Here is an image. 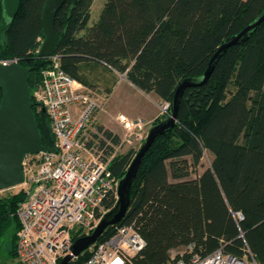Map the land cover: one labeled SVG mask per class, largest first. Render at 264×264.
Returning a JSON list of instances; mask_svg holds the SVG:
<instances>
[{"label":"trees","instance_id":"1","mask_svg":"<svg viewBox=\"0 0 264 264\" xmlns=\"http://www.w3.org/2000/svg\"><path fill=\"white\" fill-rule=\"evenodd\" d=\"M1 1L0 60L16 59L30 69L32 112L42 144L51 147L49 118L34 97L49 62L38 56L46 0H21L12 19ZM92 2L66 0L56 13L61 67L85 83L81 63H102L159 103H170L182 79L201 76L217 48L264 12V0H104L89 25ZM119 143L120 136L101 124L86 142L103 158L113 154L108 168L118 179L139 149L115 153ZM206 152L211 160L200 169ZM24 199L23 188L0 196V237L11 235L15 256L17 208ZM116 200L111 192L104 206L111 210ZM120 224H133L145 240L130 264H169L218 248L238 257L247 251L264 264V20L219 56L206 82L184 89L174 126L141 158L123 219L97 240ZM82 235L76 231L72 239ZM180 247L186 250L173 255ZM86 251L69 264L82 263Z\"/></svg>","mask_w":264,"mask_h":264},{"label":"built area","instance_id":"2","mask_svg":"<svg viewBox=\"0 0 264 264\" xmlns=\"http://www.w3.org/2000/svg\"><path fill=\"white\" fill-rule=\"evenodd\" d=\"M42 71V81L35 90V100L44 109L54 137V150L27 153L22 159L25 199L19 203L16 231V257L21 264H59L71 254L73 234H89L109 210L104 201L111 192L117 198L118 178L108 168L113 156H87L89 136L85 128L95 110L101 105L91 92L60 64V56L53 53ZM16 59H2L9 64ZM169 102L161 103L166 112ZM124 137L122 141H143L146 122L130 120L118 114ZM121 143L116 147L120 148ZM115 147V148H116ZM115 149V153H116ZM241 217L240 214H238ZM145 245V240L133 224H120L107 238L96 240L84 251L87 258L80 264H130L131 257ZM82 251L80 254H82ZM79 254V255H80ZM78 255V256H79ZM78 256H73L69 264ZM169 264H258L254 256L244 252L234 256L218 248L206 255L192 254Z\"/></svg>","mask_w":264,"mask_h":264},{"label":"water","instance_id":"3","mask_svg":"<svg viewBox=\"0 0 264 264\" xmlns=\"http://www.w3.org/2000/svg\"><path fill=\"white\" fill-rule=\"evenodd\" d=\"M66 0H46L43 4L40 21L44 39L38 51L39 57H49L55 52L59 34L54 29L57 11ZM74 2L76 0H73ZM21 0H2L3 14L12 19L17 14ZM264 20V12L239 33L227 38L210 58L205 72L199 77L182 79L176 87L169 105V114L162 121L151 125L147 136L139 147L125 173L119 178L117 200L96 227L89 234L76 238L71 245V254L65 255L59 264L68 263L73 256H78L90 244L95 242L103 230L121 221L129 204L130 187L145 151L154 138L174 126L180 98L186 87L199 85L207 81L219 56L230 46L242 42L253 28ZM30 69L18 62L0 63V190L18 186L23 182L22 159L27 153L40 150H54L41 142V136L32 112V101L28 85ZM44 110V109H43Z\"/></svg>","mask_w":264,"mask_h":264},{"label":"rangeland","instance_id":"4","mask_svg":"<svg viewBox=\"0 0 264 264\" xmlns=\"http://www.w3.org/2000/svg\"><path fill=\"white\" fill-rule=\"evenodd\" d=\"M103 3L104 0H93L90 8L89 25L95 23L99 18ZM94 67L95 71L92 72V76H89L90 72L87 74L83 72L85 83L80 81L79 82L86 88L87 92H91V89L94 90V92H92V95L97 99L98 102H100L101 106L94 111L85 128L84 133L87 134L89 138L93 137V133L96 132L97 125L101 124L104 127L110 128L113 132L117 133L120 136V143L122 142V144L120 148H115L117 149L116 153L124 152L129 148H139L144 140L134 141L132 143H129L126 140L122 141L124 137V131L121 124L116 120V116L121 113L127 116L130 120H135L143 116L140 115V113H144L145 115L146 113L148 115L150 113H153L156 115L155 118L161 117L165 113L161 109V103H159V101L153 95L145 94L138 88L133 86L131 83H129L125 79V76L123 74H120L122 76H115V73H113L109 68L105 66L103 67L100 64H95ZM98 69L100 71H98ZM99 72H104L105 75L107 74V76H99ZM93 80L95 82L101 80L103 82V85H99V87L95 85L96 87L93 88V85L88 83ZM39 107L40 105H38V108ZM146 120V124L143 127L142 133L143 135L146 134L147 136L148 130L151 126ZM89 151V153H86L87 156L102 153L101 151L96 149V146H92L91 148H89ZM211 157L212 155L209 152L205 153L204 157L202 158V167L200 169L209 165ZM21 188L22 186L18 185L0 190V196L12 194L19 191ZM11 246V235H3L0 237V262L2 264H21L17 257L10 253ZM185 250L186 248L180 247L176 250H173L172 254L175 255L176 253L184 252Z\"/></svg>","mask_w":264,"mask_h":264},{"label":"crops","instance_id":"5","mask_svg":"<svg viewBox=\"0 0 264 264\" xmlns=\"http://www.w3.org/2000/svg\"><path fill=\"white\" fill-rule=\"evenodd\" d=\"M102 65L103 67L105 66V65H103L102 63H98V62H95V61H91V60H86V61H83L82 63H81V67H82V70H81V72H82V76H83V72L84 73H89L90 72V74H89V76H92L91 74H92V72L93 71H95V67H94V65ZM101 67V66H100ZM106 67V66H105ZM111 70V69H110ZM98 71H100L99 69H98ZM113 73H115L114 75L116 76V75H120L121 73H118L117 71H114V70H111ZM100 74H99V76H107V74L105 75V73L104 72H99ZM120 76H122V75H120ZM83 78H84V76H83ZM88 83H90L91 85H93V88L94 87H96L95 85H97L98 87H99V85L101 86V85H103L102 83V81L101 80H98L97 82H95L94 80L93 81H90V82H88ZM130 83V82H129ZM105 84V83H104ZM88 85V84H87ZM106 85V84H105ZM89 86V85H88ZM92 92H94V90L93 89H91V93ZM139 114V113H138ZM140 115H143V116H141V118L145 121L146 119V121L148 122V124L151 126L152 125V123H153V120L155 119V117H156V115L155 114H153V113H150L149 115L146 113V115L144 114V113H140ZM150 122V123H149ZM152 122V123H151ZM110 129V128H109Z\"/></svg>","mask_w":264,"mask_h":264},{"label":"flooded vegetation","instance_id":"6","mask_svg":"<svg viewBox=\"0 0 264 264\" xmlns=\"http://www.w3.org/2000/svg\"><path fill=\"white\" fill-rule=\"evenodd\" d=\"M0 264H2V263L0 262Z\"/></svg>","mask_w":264,"mask_h":264}]
</instances>
